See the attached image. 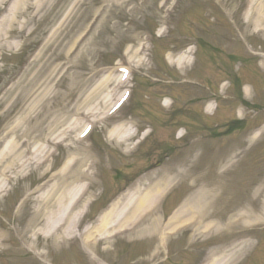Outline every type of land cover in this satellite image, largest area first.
Here are the masks:
<instances>
[{"label": "rangeland", "instance_id": "374dc122", "mask_svg": "<svg viewBox=\"0 0 264 264\" xmlns=\"http://www.w3.org/2000/svg\"><path fill=\"white\" fill-rule=\"evenodd\" d=\"M37 1L38 3L36 4L35 2ZM103 1L104 0H31L29 2L24 1L18 6L23 7V10H20V15L18 14L16 16L14 30L15 34H17L9 37L8 40L16 41L17 43L21 42V48L20 50L4 49L8 62L10 61L13 63H9V69H7L4 74L0 75V186L5 185L8 186V188L12 187V189L8 191V194L2 198L6 199V202H0V232H5L8 237L5 248L0 249V264H30V261H35L36 264H46L40 260L41 257L29 256L26 249V253L21 251L18 238L20 231H24L25 220L28 219L23 218L22 214L25 213V216H27L34 210L35 200L33 198L36 193L30 197L29 201L24 204L21 209L15 212L14 215H16V220H10L12 209L8 207H13V204L20 198L22 199L23 195H26L30 191H34L41 182L50 177L52 170H58V165H60L62 159L68 154L67 150L72 149L76 151L77 149L79 153H81L79 156L83 158L82 153H84V148L74 141V136L77 131H73V128L76 127L75 123L77 118L81 120V116L76 113L77 108L83 105L82 108L98 110V112L102 110V97L107 98L108 88L106 89L105 87L100 90L97 89V87L105 73L104 71L110 68L107 64L116 62L119 55H124L126 53L136 65L137 73L135 76L138 85L141 83L151 86H146L144 89L151 99L152 106L145 109L142 114L137 115V127L142 126L146 128L152 121L155 130L150 140H152L151 143H155L154 146L164 148L167 147L168 143L175 142L172 133L175 132L176 127L174 125H162L163 121L166 119L165 116L167 115V111L161 107L159 101L157 102V99L153 97L152 94L159 90L156 87L160 86L155 87L150 85L152 81L150 77L155 76L153 72L156 69L165 71L168 68H176L172 67V65H168L166 59L163 60V66H160L157 62L158 54L155 51L152 55L154 61V64L152 63V70V67H148L146 64L142 67L138 66L140 58H145L146 63L149 61V58L145 56L146 52L140 51V46L144 43L143 29L147 27L158 28V33H160L165 26L167 27L164 23L166 18L163 14V10L159 6L162 0H132L133 2L130 1L129 4L128 0H116L118 3L121 2L123 6L122 12L113 15L110 21L109 17L103 20V17H101L95 20V22H92L94 15L98 13ZM263 1L264 0H259L258 2ZM112 2L113 0L107 1L109 4ZM172 2L173 0H170V4H172ZM197 5V0H181L176 10V20H168L170 34L166 38V42H169L170 47L172 44L177 51L185 50L190 44L189 40L183 37V33L186 29L185 26H188L184 21V14H188L189 17L190 15L194 17L199 16V14H196L195 7ZM244 8L245 3L244 0H242L239 12H241V10L243 11ZM104 13L107 14L105 11ZM211 13H213V10L209 9L207 15ZM18 22L24 24V29H17ZM114 22H119V25L113 24ZM248 33L252 34L253 29L249 28ZM21 35L23 37H20ZM261 35L264 38V32ZM249 38L251 41H253L252 38L255 39L254 36H249ZM147 45L149 44L147 43ZM20 61L27 63L20 71H17V66L15 65ZM207 69H210V71L212 70L209 64H207ZM214 70L218 77H224L225 72L223 69L214 68ZM212 74L214 75V79H216L217 76L214 73ZM158 78L160 79L161 76L159 75ZM216 81L219 82V85L223 82L219 78ZM143 92L145 91H138L137 95L141 97ZM187 92L195 94L199 91L192 89L191 92ZM179 102L176 103L182 105V103ZM153 107L155 108L156 116ZM240 110L241 109H239L238 113H241ZM125 111L114 120L109 119L111 120L109 122H106L107 120L104 122L99 121L98 126H101L98 128L95 135L100 139L103 138V141H106V143L109 142L107 138V128L115 121L114 125L119 124L117 123L118 119L128 114L126 109ZM230 112L231 114H236L235 109L231 111V107L225 104L224 107L221 109L219 108L214 113L213 117L220 122L221 119L223 120V114L230 115ZM67 113H69L68 121H66L65 117ZM183 113L187 117H197L198 109L194 107L193 103L188 106L184 105ZM38 120L42 123L41 127L45 133L54 128L53 130L55 132L52 133L53 136L55 138L59 137V139H64L62 140V144H59V154H57L53 161L47 163H53L51 165L52 170L41 174L40 171H43V168L39 167L35 171V169H33L35 165H32L27 169V173L30 174L27 178H17L12 180L9 184L5 181L4 176L1 175V171L10 164L11 153L9 150L17 138L16 141L21 140L19 136L21 132L10 133L11 131L9 130V135H3L4 128L11 124L12 126L18 124L21 126V131L23 129L25 131L35 128L39 124ZM100 122L102 124H100ZM200 122V119L197 118L196 123L198 124ZM125 123H127L126 125L129 127L134 126L132 121H125ZM66 127H68L66 133H60L62 129ZM128 130H131V128ZM6 134H8V131ZM230 142L229 137L219 140L218 145L223 147L226 145L223 149H225L227 155L222 159L219 158L218 164L225 163L230 156H228L229 152L232 150ZM9 143H11V145H8ZM41 144L42 142L38 140H32V151L36 153L41 147ZM149 144V142L145 143V146H143L140 152V156L146 154L148 163H152L156 161L157 153H153L154 150H152V148L151 150L149 149ZM107 145L113 147V144L107 143ZM251 145L252 144H250V147ZM74 146L77 147L75 148ZM182 148L183 147L180 148L177 146V150L173 157L180 160V156L183 153ZM247 151L248 160L243 164V168L248 170L251 179L253 178V185H256L258 180L264 178V143L259 150L253 147L250 150L247 149ZM7 153L9 155H7ZM98 153L99 155H103L101 149ZM111 153L113 152L108 151L111 166H101V170L99 171V173L104 176L102 180L105 179V181H101V179L98 181L96 180V188H107L108 183L114 180L112 176L116 167L122 168L124 173L132 174L146 165L144 160L132 159L130 155L122 152V148L121 150H117L116 154ZM180 161H194L200 165L211 164L210 158L198 154L193 157L182 158ZM126 167L131 168L127 169ZM245 169H243V175L246 174ZM11 175L14 176L15 174L11 173ZM226 176L230 178V174ZM123 177L125 178L122 181L124 184L127 182V176ZM57 180L60 181L58 178ZM118 182L119 181L116 183ZM59 186L61 188L62 184L60 183ZM121 189L122 187L120 190ZM258 191L259 189L256 188L255 193ZM263 195L264 181L261 183L259 197L262 198ZM259 202L260 200L258 198L254 200L253 208L255 210L258 208ZM1 214H4L5 218L9 220L7 222L3 221ZM91 215H93V213H91ZM254 217L256 216H251L245 223L240 222L242 218H247L245 215L237 217L235 223H231V219L230 221L222 223L223 226L228 228L227 230L224 229L217 233L215 237L217 248L222 249V252L226 255L235 252L233 257L240 264H264V232L262 236L263 241L258 246L257 239L247 238L244 246L240 245L236 248L233 247L243 242V240L236 238V235H233L235 229L254 228L258 230V227L264 226L263 221H257L258 219L255 220ZM21 218L24 219V223L20 221ZM93 218L94 216H91L90 222ZM39 240H41V237ZM77 242L79 243V241ZM23 245L24 247L27 245V242L24 240ZM24 253L30 258H23ZM227 263L232 264L234 262L231 261L230 263V260H228Z\"/></svg>", "mask_w": 264, "mask_h": 264}, {"label": "bare ground", "instance_id": "6f19581e", "mask_svg": "<svg viewBox=\"0 0 264 264\" xmlns=\"http://www.w3.org/2000/svg\"><path fill=\"white\" fill-rule=\"evenodd\" d=\"M255 3L256 2H254V0H251L249 10L246 12L245 17L248 18V20L253 18V23L256 26H259L264 23V8H261L259 4ZM111 9L115 10L116 7L112 5ZM13 21V17L5 16L2 23L0 22V32L3 30H7L9 27H12ZM181 59L183 58H169L170 62L176 64L179 67H182ZM186 62L188 61H184L183 64H185ZM111 79V76H105L102 81L103 83L100 84L97 88L101 90L107 84V82L109 84V81ZM108 104H110V102ZM120 135L121 134H119L118 131L114 129L109 132V136L117 138L118 140H122V137ZM38 137L41 136L39 135ZM21 141L14 142L12 148L13 157L10 161V164L7 165V167L1 171V175L3 174V176H6V173H8L9 171L12 172V170H14V172L16 173L17 170L20 173L24 170L25 167H20L19 165L23 166V164L21 163V159L25 155L27 150H29L28 147L30 144H27L25 140L22 142ZM16 163L18 164L17 167H15ZM67 164L68 162L65 163V166ZM89 166H91V164ZM64 171L65 169L62 170V172ZM54 177L55 176H53L52 184H48V180L46 181L47 184H45L43 188H39L40 190H44V193L39 196L41 205L37 209V214L44 221V224H40L39 220L35 219V217L29 219V223L27 225L26 231L24 232V235H28L29 237H31L34 234L36 235L50 232L49 238L56 237L58 239L67 236L69 233L72 232L71 227L76 221V213H74V211L72 213L71 205L72 203L74 204L75 198L78 193L81 190H84L85 188L81 183L82 180L78 179L80 183L76 182L75 186L71 184V186L66 189V192L61 189L59 193H55L57 183L54 181ZM64 180L65 179L62 178V181ZM8 182H10V179H8ZM156 196L157 193H149L144 191L143 194L138 195L137 197H128L123 202L120 201L121 198H119V200H117L114 205L111 206L109 212L103 215V217L101 218L102 226H99L98 228L101 230H105L112 224L116 225L115 222H118V228H124L129 225L133 226V224L138 219H142L147 213H151L154 210L155 202L153 201L156 199ZM178 221L179 215L178 213H176L174 214V216L171 217L170 223L166 225V229L173 230L176 227H174V224H176L175 222ZM182 222L185 221L183 220ZM156 226L157 225H153L152 223L149 229ZM209 226L210 225L208 224L207 227ZM98 228L96 229L99 231ZM115 230H117V228ZM27 232H29V234ZM112 232H114V230H111V233ZM210 264H216L215 258L211 261Z\"/></svg>", "mask_w": 264, "mask_h": 264}]
</instances>
